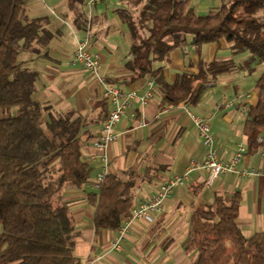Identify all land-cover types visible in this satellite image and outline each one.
<instances>
[{
	"label": "trees",
	"instance_id": "trees-1",
	"mask_svg": "<svg viewBox=\"0 0 264 264\" xmlns=\"http://www.w3.org/2000/svg\"><path fill=\"white\" fill-rule=\"evenodd\" d=\"M85 3L68 0L83 29ZM116 11L129 39L123 65L128 74L122 82L150 76L167 106L196 105L220 74L235 68L252 72L262 64L254 81L256 102L249 105L242 128L247 151L260 147L264 0H225L204 14L196 13L190 0H126ZM46 23L44 16L27 14L25 0H0V264L79 263L74 247L80 231L63 194L87 182L92 167L80 147L93 134L83 128L85 117L78 111H60L33 97L38 72L19 59L21 51L43 55L54 35ZM220 40L229 43L232 55H249L240 64L232 57L199 59L195 71L178 72L172 81L162 65H153L168 62L169 52L188 42L198 46ZM139 179L132 168L109 172L97 190L87 193L95 230H116L130 215ZM239 202L235 191L192 207L184 242L195 250L191 264H264V231L242 234L236 223Z\"/></svg>",
	"mask_w": 264,
	"mask_h": 264
},
{
	"label": "crops",
	"instance_id": "crops-1",
	"mask_svg": "<svg viewBox=\"0 0 264 264\" xmlns=\"http://www.w3.org/2000/svg\"><path fill=\"white\" fill-rule=\"evenodd\" d=\"M125 2L109 0L92 6L85 3L82 7L87 21L84 29L79 25L81 17L76 20L77 13L69 8L68 0H47V5L52 6H47V10H37L31 4L26 6L29 16L46 17V27L54 33L42 49L43 55L27 53L22 58L38 72L35 93L39 101L60 111H78L85 117L83 128L89 129L93 137L109 104L101 98L98 78L71 62L76 42L88 36L89 49L99 58V76L105 82L142 94L150 78L122 82L128 74L123 65L129 58V39L116 8ZM248 55V52L232 55L229 43L224 40L198 46L188 42L169 52L168 62L155 61L153 65H162L167 80L172 81L178 72L195 71L199 59L208 62L213 58L232 57L240 64ZM253 72L235 68L220 74L196 105L162 104L154 85L149 101L145 105L134 101L113 127L115 139L104 150L91 145L93 137L82 143L80 152L84 160L87 154H95L94 159L87 161L92 167L90 176L81 188L69 187L63 194L80 231L74 247L78 264H191L195 250L184 244L191 209L197 203L212 202L215 194L239 193L236 223L244 236L264 231V132L260 135L261 145L254 152L247 151V139L242 132L247 109L256 102ZM188 112L209 119L221 160L230 159L237 143H243L246 152L236 167H252L259 174L225 173L204 187L206 172L192 171L189 180L171 192L154 221L134 220L121 241L122 249L113 248L117 229L95 230L91 217L94 207L87 200V193L97 190L93 185L96 174L103 167L105 174L132 168L140 175L134 187L133 205L151 197L160 182L181 174L191 158L202 159L205 155L206 148ZM101 154L106 157L105 163Z\"/></svg>",
	"mask_w": 264,
	"mask_h": 264
},
{
	"label": "built area",
	"instance_id": "built-area-1",
	"mask_svg": "<svg viewBox=\"0 0 264 264\" xmlns=\"http://www.w3.org/2000/svg\"><path fill=\"white\" fill-rule=\"evenodd\" d=\"M109 0H86V4L92 6L100 2ZM71 62L80 66L83 70L95 75L100 84V95L103 100L109 104V109L101 123V127L96 136L91 140V145L97 150H104L109 143L114 141L115 134L113 127L119 122L122 116L125 115L130 105L137 101L140 105H145L152 97L154 92V82L150 77L146 81L147 88L142 94H137L134 90H123L119 85L105 82L99 76L100 61L96 54L89 49L88 36H84L76 42L75 49L72 54ZM192 119L199 137L206 148L205 155L202 159L191 158L184 171L181 174H174L168 179L160 182L158 190L149 198L144 199L134 204L130 210V215L124 217L122 223L117 228V238L112 243L113 248L121 250V241H123L132 226L134 220H144L146 222L154 221V218L163 209L165 200L170 196L174 187L182 185L189 180L190 173L196 170H203L207 174V178L203 182V186H209L211 182L218 176L225 173H237L240 175H255L259 171L252 167H236L246 152V147L243 143H237L236 150L232 157L223 161L218 156V150L215 143V136L211 131L209 119L203 116L188 112ZM258 141H262L260 136ZM95 154L89 153L86 155V161L94 159ZM101 160L105 163V155H100ZM105 175V167L99 171L94 180L93 185L98 188Z\"/></svg>",
	"mask_w": 264,
	"mask_h": 264
},
{
	"label": "rangeland",
	"instance_id": "rangeland-1",
	"mask_svg": "<svg viewBox=\"0 0 264 264\" xmlns=\"http://www.w3.org/2000/svg\"><path fill=\"white\" fill-rule=\"evenodd\" d=\"M46 4L43 3V0H25V4L28 7L29 4L35 6L34 8L39 10V9H44L47 10V6L52 7L50 4L47 5V0ZM223 1L225 0H190V5L194 9V11L198 14H204L207 13L211 10L216 9ZM26 52L21 51L19 53V59H22L23 57L26 56ZM27 66V63H24ZM262 69V64L258 65L257 68L254 70V72L251 74L255 78L258 77ZM33 97L37 100H40L39 97L36 95V93L33 94ZM182 187V185H178L173 188L172 192H174L177 188ZM172 194V193H171Z\"/></svg>",
	"mask_w": 264,
	"mask_h": 264
}]
</instances>
